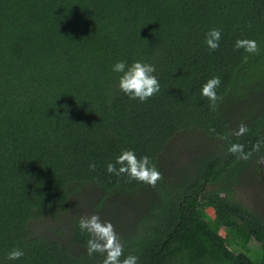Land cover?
<instances>
[{"label":"trees","instance_id":"1","mask_svg":"<svg viewBox=\"0 0 264 264\" xmlns=\"http://www.w3.org/2000/svg\"><path fill=\"white\" fill-rule=\"evenodd\" d=\"M238 39L256 40L259 53L237 50ZM138 60L155 65L161 85L146 102L121 91L113 71ZM214 76L215 111L202 95ZM241 124L248 131L236 135ZM184 131L218 144L168 172L167 147ZM123 150L149 156L164 179L152 187L109 173ZM263 159L264 0H0V264H103L106 253L87 254L83 214L68 215V241L33 229H59L78 201L114 225L121 261L264 264V220L234 199ZM14 248L24 255L9 260Z\"/></svg>","mask_w":264,"mask_h":264},{"label":"clouds","instance_id":"2","mask_svg":"<svg viewBox=\"0 0 264 264\" xmlns=\"http://www.w3.org/2000/svg\"><path fill=\"white\" fill-rule=\"evenodd\" d=\"M221 36L222 31L218 28H213L206 34V44L209 49L215 51L219 48ZM235 48L237 50L242 48L250 54H258L260 51L259 43L254 39H238L235 43ZM245 60H247V57H245ZM113 71L123 73L120 76L119 88L131 99L146 102L160 91V81L154 75L156 67L153 64L138 60L133 62L131 66H127L125 61H118L113 66ZM220 84V77L214 76L202 87V95L209 99L211 102L210 107L213 111L217 108V101L222 100V97L216 91ZM210 131L214 132L215 129ZM247 131V126L241 124L236 135H243ZM224 138L226 139L227 137L225 136ZM254 147L258 150V145ZM229 152L237 154V159L247 160L251 156V152L244 151L242 144L231 145ZM117 164L120 165L119 169L116 167ZM89 168L94 171L96 168L95 163L90 164ZM107 171L117 176L127 174L129 182L136 180L152 187H155L158 181L164 179L163 173L158 170L156 164L152 162L149 156L138 157L134 150H123L115 163L107 165ZM79 228L82 232L86 231L90 235V239L87 241V254L89 256L97 252L106 253L103 264H138V257L135 255H129L121 261L123 244L110 221H103L98 214H92L91 216L80 218ZM23 255V250L14 248L8 253L7 258L9 260H18Z\"/></svg>","mask_w":264,"mask_h":264},{"label":"rangeland","instance_id":"3","mask_svg":"<svg viewBox=\"0 0 264 264\" xmlns=\"http://www.w3.org/2000/svg\"><path fill=\"white\" fill-rule=\"evenodd\" d=\"M218 140L212 137L204 136L197 131H184L177 133L170 141L167 152L166 159L169 164H164L165 168L169 172L173 170L175 165H183L186 161L193 156L201 155V153L213 150L216 148ZM260 160V159H259ZM264 159L261 160L259 164L261 166L260 170L255 168L248 169L246 172V178H242L241 182L238 183L235 188L237 189L234 199L247 205L249 208L257 212L264 220ZM98 195L99 192L96 191ZM94 195V194H93ZM95 196V195H94ZM96 197V196H95ZM87 201L83 203L79 202L73 206L69 214L65 213L62 215L61 227L57 229L54 227L53 223L37 222L32 223L33 229L36 233H45L49 236H59L58 238L63 241H68L71 236V223L69 220L70 213L75 212V214H83L84 216H91L92 213L87 206ZM111 222V221H110ZM57 229V230H56ZM228 231V230H226ZM248 246L250 251H248L252 256L254 261H258L261 249V244L254 238L251 237ZM234 246H230L233 248ZM246 251V250H243ZM259 253V254H258Z\"/></svg>","mask_w":264,"mask_h":264},{"label":"flooded vegetation","instance_id":"4","mask_svg":"<svg viewBox=\"0 0 264 264\" xmlns=\"http://www.w3.org/2000/svg\"><path fill=\"white\" fill-rule=\"evenodd\" d=\"M236 190H237V189H235V194H236V192H237ZM235 194H234V195H235ZM222 195H225V194L222 192Z\"/></svg>","mask_w":264,"mask_h":264}]
</instances>
